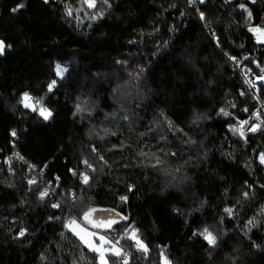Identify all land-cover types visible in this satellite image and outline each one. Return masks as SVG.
<instances>
[{"label":"trees","instance_id":"1","mask_svg":"<svg viewBox=\"0 0 264 264\" xmlns=\"http://www.w3.org/2000/svg\"><path fill=\"white\" fill-rule=\"evenodd\" d=\"M195 1L96 0L86 9L81 0H0V264H96L63 227L87 205L126 216L116 233L138 229L149 253L129 264H160L161 248L173 264H264V124L245 139L230 130L242 107L264 104V89L254 98L228 59L247 57L250 79L264 67V45L248 31L264 28V0ZM58 64L68 69L61 78ZM24 92L43 97L47 121L18 102Z\"/></svg>","mask_w":264,"mask_h":264},{"label":"snow or ice","instance_id":"2","mask_svg":"<svg viewBox=\"0 0 264 264\" xmlns=\"http://www.w3.org/2000/svg\"><path fill=\"white\" fill-rule=\"evenodd\" d=\"M44 2L47 3L48 0H44ZM106 2L107 0H105V3ZM199 2L203 4L204 0H199ZM81 3L82 5L86 6V9H94L96 7V0H81ZM193 3H195V0H188V4L190 6ZM239 6L241 9L247 11L244 4H240ZM18 7H23V5H18ZM86 9L80 8L77 9L76 11L77 12L85 11V14L87 15ZM13 11H16V9H13ZM65 14L69 17L73 15L72 9L67 5H65ZM98 15H102V12L97 13V15H92L91 19L95 20ZM199 15L201 20L205 19L203 11H200ZM248 17L249 19H251V13H248ZM76 18L79 19V16H77ZM248 31L253 34L257 44L264 45V28H261L259 26H251L248 28ZM217 47H219V43H217ZM3 50H4V44L2 41H0V54H3ZM225 55L228 54L225 53ZM228 59L235 61L236 57L228 56ZM245 59H247V57H245ZM257 67L260 68V73L256 76L255 80L259 82H264V67H260V65L258 64ZM67 71H68L67 68L61 67L59 64L56 65L57 76H62ZM245 83L249 84V86L252 88H257V84L254 81L246 80ZM55 84H56L55 80H53L51 83L48 84L49 92L53 90ZM257 91H259L258 88ZM243 95L244 93L241 92V96ZM254 98L258 99V97H254ZM18 102L23 106V108L38 113V115L41 116L45 121H47L52 115L51 111L44 106L43 97H33L28 92H24L21 95L20 100ZM233 107H235V105H233ZM77 110L80 111L81 109L78 107ZM245 111H247V109H245ZM220 113H222L224 116L229 115V113L226 112L223 108L220 109ZM252 116L255 118V120L261 121V123L264 124V121L261 120L260 113L254 112L252 113ZM237 123L239 126L231 127L230 130L233 132V134H239L240 138L244 139L245 137L244 126L249 125V120H241V121H237ZM259 127H260L259 124L254 123L251 125V127L248 130L255 132ZM105 132H107V130H105ZM11 135L14 137L16 135L15 131H13ZM96 151H97L96 148L93 147L92 152L95 153ZM171 155H175V153H171ZM19 159L23 160V157H19ZM99 159L103 161L102 156H100ZM258 159H259V163L261 165H264V152L259 154ZM5 163L10 164V159L6 160ZM82 163L86 166V168L95 171V168L91 163H89L88 160H83ZM159 163L160 161L157 158V164ZM29 168H34V166L29 165ZM73 175L75 176L77 175V173L73 172ZM79 177L82 184L88 185L89 176L85 172H80ZM35 183H36L35 178L28 180L29 185H33ZM69 195L73 197L72 203L74 204L75 193H69ZM242 195L245 198H247L248 192H244L242 193ZM48 196H49L48 189L39 191L40 200H44ZM120 199L122 201H126L127 198L121 196ZM51 207L53 209H58L60 208V204L52 203ZM224 212L227 213L229 216L233 215L232 208L226 207L224 209ZM56 219H61V218L56 217ZM127 219L128 218L126 216H123L118 212H114L113 209L97 208L91 205H87L86 210H83L82 215L78 216V215L70 214L69 216H66L63 220V227L67 232L71 233L72 236H74L85 248H87L88 251L94 253L96 264H109V257H117L121 260L122 264H129V253L124 251L123 247L121 246V240L132 241V246L135 247L137 252L143 253L145 258H147L148 256L149 248L139 236L138 229H136L132 225H128V224L122 225L124 231L119 236V238L118 239L110 238V235L114 231L113 226L119 224L121 221H126ZM199 234L207 242L209 247L216 246L217 238L213 234V232L209 230L208 227H204ZM24 235H25V230L21 229L18 236L23 237ZM63 235L64 233H61V236ZM159 255H160V264H173V262L168 259V256L163 248H161Z\"/></svg>","mask_w":264,"mask_h":264},{"label":"built area","instance_id":"3","mask_svg":"<svg viewBox=\"0 0 264 264\" xmlns=\"http://www.w3.org/2000/svg\"><path fill=\"white\" fill-rule=\"evenodd\" d=\"M188 8L189 9H196V1L195 3H193L191 6L188 5ZM204 30L206 31L207 35L210 37V39L215 42L216 41V38H215V35L213 30L209 27V26H204ZM245 58L242 57L241 60L237 61V62H233L231 61V64L233 65L234 69L237 71L238 73V76L239 78L242 80L243 82V85L245 87V89L248 91V92H251L253 93V95L255 97H257V93L259 91H257V88L259 89L260 87H262L264 89V82H259V81H256L255 78H252L250 79V76H249V71L248 69L245 67V65L242 63V61L244 60ZM246 80H250V81H254L256 84H257V88H252L249 86V84L245 83ZM241 92L242 91H239L238 94L241 96ZM258 100V99H257ZM245 109H247V111H245ZM262 110L264 112V104L260 103L259 102V107L253 111L249 110L248 107L244 106L242 107L240 110H239V114L243 116V119L241 120H249V125H246L244 126L245 128V137H248L250 135H253V134H256L260 127H261V121H257L255 120V118L252 116V113L254 112H258V110ZM259 124L260 127L255 131V132H252V131H249L248 129L251 127L252 124ZM56 180L57 178L54 177ZM52 186V182H49L47 184V189L50 188ZM49 191V190H48ZM50 194V192H49ZM71 199H73L72 196H70ZM123 233V231L121 233H116L115 231H113V233L110 235V238H115V239H118L119 236ZM121 246L123 247L124 251L128 252L129 253V262L139 253L141 252H137L135 247L132 246V241H127V240H121ZM117 258V257H116ZM118 259V262L120 264H122L121 260L119 258Z\"/></svg>","mask_w":264,"mask_h":264},{"label":"rangeland","instance_id":"4","mask_svg":"<svg viewBox=\"0 0 264 264\" xmlns=\"http://www.w3.org/2000/svg\"><path fill=\"white\" fill-rule=\"evenodd\" d=\"M249 1H251V2H254V0H249ZM253 35V34H252ZM253 38H254V42L256 43V41H255V37L253 36ZM257 44V43H256ZM260 45V44H259ZM55 72H56V67H55ZM65 74V73H64ZM63 74V75H64ZM62 75V76H63ZM62 76H57L58 78H61ZM38 114V113H37ZM41 117V116H40ZM42 118V117H41ZM239 135V134H238ZM240 137V136H239Z\"/></svg>","mask_w":264,"mask_h":264},{"label":"water","instance_id":"5","mask_svg":"<svg viewBox=\"0 0 264 264\" xmlns=\"http://www.w3.org/2000/svg\"><path fill=\"white\" fill-rule=\"evenodd\" d=\"M226 1V0H225ZM235 0H227V3H232L234 2Z\"/></svg>","mask_w":264,"mask_h":264}]
</instances>
